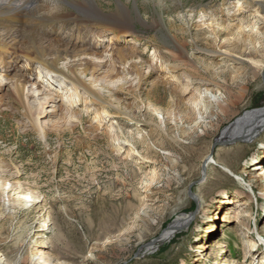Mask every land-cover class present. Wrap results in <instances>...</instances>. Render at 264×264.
I'll return each instance as SVG.
<instances>
[{"label": "rangeland", "instance_id": "374dc122", "mask_svg": "<svg viewBox=\"0 0 264 264\" xmlns=\"http://www.w3.org/2000/svg\"><path fill=\"white\" fill-rule=\"evenodd\" d=\"M122 1L139 10L128 34L101 27L86 44L101 70L81 74L98 95L55 76L37 127L16 99L12 73L5 77L1 256L11 264H264L253 233L264 241V179L251 170L264 160V129L250 142L215 143L264 109V0ZM98 2L111 12L117 0ZM117 37L138 72L132 63L120 70ZM174 42L189 60L171 57H181ZM31 69L36 82L38 65ZM209 155L218 165L205 174ZM238 176L252 181L255 201L236 215V193L252 192ZM183 216L189 225L149 251Z\"/></svg>", "mask_w": 264, "mask_h": 264}, {"label": "bare ground", "instance_id": "6f19581e", "mask_svg": "<svg viewBox=\"0 0 264 264\" xmlns=\"http://www.w3.org/2000/svg\"><path fill=\"white\" fill-rule=\"evenodd\" d=\"M134 14L139 18L138 7L136 6L135 11H132L122 0H117L115 10L111 12H104L98 0H0V59L6 63V67H0V90L6 81L5 77L12 73L11 79L16 99L27 110L37 127L40 126V117L46 113V106L48 107L53 102L51 97L45 100L41 97L45 95L47 87H50L55 76L66 80L67 83L73 84L82 91H87L89 95H98L81 74V72L85 73L90 70L94 73L101 70L100 64L88 56V50H86L90 42L88 38L103 34L100 30L101 27H108L118 34L127 35L135 21ZM47 25L50 30L45 31ZM62 27L71 28V33H63ZM113 41L114 56L120 65L124 66V68L120 66L122 68L120 70H125V66L132 63L133 68L129 69L138 72L135 62L129 61L133 60L130 58L135 56L134 52L131 50L130 54H127L119 50L117 45L121 40L118 37ZM172 46L177 48L182 57L171 55L173 59L181 62L189 60L184 47L177 42H174ZM156 56L157 61H163L164 57L161 54ZM13 62L25 63L28 68L22 71L26 66L23 67L21 64L20 68L18 65H12ZM32 62H35L40 70L35 77L36 82L32 81L31 76H27L31 73L30 70L35 67L32 66L31 69ZM212 98L216 103L221 102L216 96ZM34 107H38L36 114H33ZM255 112L247 113L232 123L215 141L216 146H226L229 145V142L236 140L250 142L256 138L257 134H260L264 129V109ZM211 155H213V150H211ZM211 155L205 158L202 164L205 174L211 165H218L214 158H210ZM263 163L264 160L260 163L257 162L251 169L257 180L264 179ZM223 169L233 173L228 167L224 166ZM237 179L241 186L248 187L252 191L250 193L238 191L235 200L230 202L231 209L237 211L236 215H239L245 210V206L247 207L249 203L255 201V198L252 181L246 180L243 176H238ZM193 198L196 201L194 195ZM199 201L201 202V200ZM228 202L221 200L223 204ZM190 216L193 219L194 216ZM190 216L177 218L159 239L148 246V250L152 251L160 243L171 240L179 231L189 225ZM253 233L264 246L261 237L254 231ZM79 256L81 257L82 253ZM0 264L11 263L7 262L0 254ZM31 264H33V260Z\"/></svg>", "mask_w": 264, "mask_h": 264}, {"label": "water", "instance_id": "95a60500", "mask_svg": "<svg viewBox=\"0 0 264 264\" xmlns=\"http://www.w3.org/2000/svg\"><path fill=\"white\" fill-rule=\"evenodd\" d=\"M196 213V211L195 212H193L191 215H192V217L194 216V214Z\"/></svg>", "mask_w": 264, "mask_h": 264}]
</instances>
